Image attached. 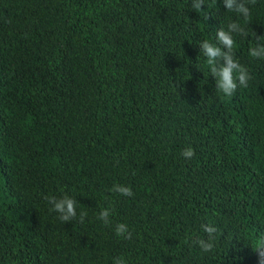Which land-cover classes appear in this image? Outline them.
Masks as SVG:
<instances>
[{"label":"trees","instance_id":"obj_1","mask_svg":"<svg viewBox=\"0 0 264 264\" xmlns=\"http://www.w3.org/2000/svg\"><path fill=\"white\" fill-rule=\"evenodd\" d=\"M242 2L247 19L223 0H0V264H257L264 0ZM231 21L250 79L226 96L198 42ZM65 194L66 221L47 200Z\"/></svg>","mask_w":264,"mask_h":264},{"label":"clouds","instance_id":"obj_2","mask_svg":"<svg viewBox=\"0 0 264 264\" xmlns=\"http://www.w3.org/2000/svg\"><path fill=\"white\" fill-rule=\"evenodd\" d=\"M224 7L228 10H235L243 15L245 19L248 18L249 9L245 6L242 0H223ZM193 8H201V0H193ZM234 32H244V28L237 22L231 21L227 25V29L219 28L216 32V41L214 43L209 39H202L198 43L200 44L199 55L203 58L204 66L208 72L215 79V85L219 92L226 96H230L237 88V84L240 86H247L250 79L248 70L236 59L233 55L234 48ZM257 39H261L258 35ZM221 45L223 47H221ZM248 53L252 57H264V43H256L248 49ZM193 154L191 147L183 151V155L188 157ZM113 191L131 195V189L122 184H114ZM47 200L51 205V208L60 214V219L66 221L76 215V201L70 195H62L61 197L48 196ZM81 218L85 213L81 212ZM99 218L108 222L109 209L102 208L99 211ZM205 231L211 234L214 232V227L205 225ZM115 232L117 235L128 236V225L123 222H118L115 226ZM200 248L204 251H208L213 247L211 239L197 241ZM257 245V264H264V237L255 241ZM113 264H127L126 258L122 256L113 257Z\"/></svg>","mask_w":264,"mask_h":264}]
</instances>
